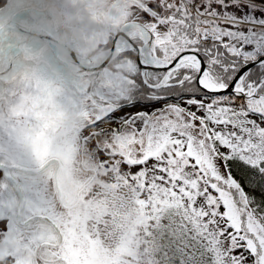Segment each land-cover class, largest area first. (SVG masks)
<instances>
[{
    "label": "rangeland",
    "instance_id": "374dc122",
    "mask_svg": "<svg viewBox=\"0 0 264 264\" xmlns=\"http://www.w3.org/2000/svg\"><path fill=\"white\" fill-rule=\"evenodd\" d=\"M4 1L0 0V4ZM64 1L66 5L62 7L71 19L69 26L79 25V43L84 51L108 43L111 32L128 22H139L146 28L133 24L126 30L130 27L138 37L141 34L148 48L144 49L145 55L150 58L151 48L156 47L161 61L173 60L180 52L192 49L189 45L198 40V36L185 33L186 24L177 17L179 9L184 15L186 12L182 0ZM187 2L200 15L195 29L201 39H222L231 53L244 60L264 54L263 1ZM74 4L82 9L75 13ZM80 13H85L83 23L74 22ZM69 37L74 33L70 32ZM184 67L188 78H192L197 74V59L189 58L180 66ZM112 68L104 70L98 83H89L85 77L80 83L67 80L66 105L72 107L70 111L78 115V120L86 122L105 114L113 108L105 101L137 99L134 97L140 87L134 62L118 59ZM175 74L176 71L171 73ZM169 76L167 73L166 80ZM205 78L211 84L226 85L217 83L210 72ZM194 79L196 82V75ZM95 96L105 108L86 112L92 104L87 100ZM144 99L138 97L137 104L116 110L120 141L115 144L112 158L92 163L87 169L76 166L79 187L69 192L68 201L77 204L70 209L69 220L77 218L86 232L71 231L63 247L39 250L47 237H22L23 231L16 232V224L9 220L5 194L0 190V264H155L147 258L144 228L153 214L173 202L180 205L178 210L182 209L184 215L194 217L195 225L206 229L211 245H219L225 237L231 255L245 254L246 249L258 251L259 263L264 264V227L252 214L246 196L234 182L240 204L228 188L214 181L219 177L233 180L223 160L225 153L238 152L252 162L264 160V118L260 114L264 113L263 102L235 94L186 97L179 102L153 105L145 104ZM217 132L222 139L220 148L216 147ZM84 174L87 177L82 179ZM71 187H75L73 181ZM243 225L250 234L245 235ZM242 242L245 249L239 245ZM58 255L65 258L50 260Z\"/></svg>",
    "mask_w": 264,
    "mask_h": 264
},
{
    "label": "flooded vegetation",
    "instance_id": "af4514ba",
    "mask_svg": "<svg viewBox=\"0 0 264 264\" xmlns=\"http://www.w3.org/2000/svg\"><path fill=\"white\" fill-rule=\"evenodd\" d=\"M73 7L77 9L75 13L82 9L75 4ZM50 10L58 11L59 17L65 15L61 5L49 0L43 11H36L43 17L40 22L68 43L85 63L95 60L94 56H98L96 60L99 59L111 48L112 36L109 45V42L99 44L97 48L84 51L79 43L78 27L74 28V37L69 42L64 29H53L50 22L44 19ZM75 17L78 21L81 19L79 14ZM126 31H131V37L140 46L141 54L148 49L136 31ZM119 47L124 50L98 72L69 64L63 51L58 52L57 57L39 39L22 43L21 36L14 32L0 39V190L9 205V220L16 224L14 230L23 231L22 237H47L39 250L47 246L56 249L63 247L71 231L78 234L86 232L77 218L69 220L70 209L77 201L70 204L68 195L79 187L75 168L80 166L87 169L92 163L112 158L116 152L115 144L120 141L116 110L135 103L133 100L119 103L105 101L113 108L90 121H80L78 115H72V107L66 105L69 94L67 80L80 83L85 77L89 83H98L104 70L113 69L118 59H131L138 69V75L142 76L135 48L128 44H120ZM145 76L154 85L165 76V71L146 69ZM90 90L91 86L88 87ZM138 93L155 96L150 101H155L159 96L147 90H139ZM87 101H92V104L86 112L105 108L100 105L101 100L97 96ZM145 104H148V100ZM45 106L50 107L44 109ZM86 177L84 174L82 179ZM71 181L75 186L73 188ZM83 191L79 193L80 196ZM90 191L84 196L87 197ZM79 198L81 200L82 196ZM52 237L58 239L54 241ZM63 258V255H58L50 260Z\"/></svg>",
    "mask_w": 264,
    "mask_h": 264
},
{
    "label": "trees",
    "instance_id": "16d2710c",
    "mask_svg": "<svg viewBox=\"0 0 264 264\" xmlns=\"http://www.w3.org/2000/svg\"><path fill=\"white\" fill-rule=\"evenodd\" d=\"M186 8L185 15L178 10V16L186 24V34L190 37H197V41L189 48L200 52L208 66L211 77L217 83L229 84L235 77L240 67L248 60H244L240 55L231 53L227 49L226 42L222 39H201L196 32L195 26L200 19V15L188 6L187 0H182ZM182 8V7H181ZM110 42L107 44L109 45ZM186 67L176 71L171 75L160 88L153 89L144 82L141 75H138L140 90L152 91L159 95L155 101H148V104L165 102L169 100L181 101L183 98H196L198 96H213L201 90L196 82L195 75L192 78L186 73ZM190 75V74H189ZM243 89H257L261 97L264 109V65L253 67L239 82ZM198 92V93H197ZM146 95H137L136 98ZM134 97V98H135ZM155 96H146L144 100H149ZM145 102V101H144ZM264 118V113H260ZM216 147L220 148L222 139L217 132ZM224 163L228 168L229 176L233 179L228 181L223 177L214 179L219 186L226 187L234 199L241 204L239 189L246 196L251 206L252 214L264 227V160L252 162L244 158L240 153H225ZM234 182L236 185L234 187ZM230 184L232 189H230ZM175 202L167 204L161 212L153 214L150 224L145 226V247L148 252V260L155 264H260V253H253L246 249L245 254L231 255L227 250L225 237L219 245L213 246L209 242L210 234L204 227L195 225L194 217L190 214L178 210ZM192 212V210H190ZM242 231L250 234L248 228L243 225ZM251 236V235H250ZM244 249V243H239ZM227 254V255H225Z\"/></svg>",
    "mask_w": 264,
    "mask_h": 264
},
{
    "label": "water",
    "instance_id": "95a60500",
    "mask_svg": "<svg viewBox=\"0 0 264 264\" xmlns=\"http://www.w3.org/2000/svg\"><path fill=\"white\" fill-rule=\"evenodd\" d=\"M10 2L11 0H9L5 6L0 8V20L4 18L1 15L9 9ZM12 10L13 12L8 14L5 20L0 23V39H2L4 35L11 32L20 35L22 43L34 39H39L47 47H49L57 57L59 54L58 52L63 51L67 56L70 57L69 63H74L80 69H84L87 71L101 70L102 68L107 66L117 54L124 50L123 48L119 47V44L121 41H125L132 48H135L136 59L141 67L143 77L145 69H153L157 71L173 70L182 62L188 60V58L194 57L198 61L196 84L204 92L208 94L218 95L230 93L244 97L246 99L258 97L256 93L251 94L250 90H242L238 88V83L250 69L255 66L264 64V55H261L258 58L250 60L242 65L229 84L216 86L213 84L204 83L203 78L209 74V71L204 57L200 52L196 50H184L180 52L172 61L163 64H154L145 60L141 56L140 46L133 41L130 34L125 32V28L132 24L141 25L142 27L144 26L139 22H128L122 25L119 31L113 36L111 48L108 50L105 56L101 60L89 64L82 61L83 57L76 53L65 41L58 38L53 32H51L49 29L41 25L40 22H38L40 14H38V12L36 11H43V9L37 6L21 7L19 5H15L13 6Z\"/></svg>",
    "mask_w": 264,
    "mask_h": 264
},
{
    "label": "bare ground",
    "instance_id": "6f19581e",
    "mask_svg": "<svg viewBox=\"0 0 264 264\" xmlns=\"http://www.w3.org/2000/svg\"><path fill=\"white\" fill-rule=\"evenodd\" d=\"M204 83H208L209 81L207 79H203Z\"/></svg>",
    "mask_w": 264,
    "mask_h": 264
},
{
    "label": "crops",
    "instance_id": "0c3cea01",
    "mask_svg": "<svg viewBox=\"0 0 264 264\" xmlns=\"http://www.w3.org/2000/svg\"><path fill=\"white\" fill-rule=\"evenodd\" d=\"M67 19H68V21H67V22L69 23V22H70V17H69L68 15H67Z\"/></svg>",
    "mask_w": 264,
    "mask_h": 264
},
{
    "label": "built area",
    "instance_id": "2783aa9c",
    "mask_svg": "<svg viewBox=\"0 0 264 264\" xmlns=\"http://www.w3.org/2000/svg\"><path fill=\"white\" fill-rule=\"evenodd\" d=\"M196 1H198V0H196ZM260 1H263L264 2V0H260ZM196 4V3H195Z\"/></svg>",
    "mask_w": 264,
    "mask_h": 264
}]
</instances>
